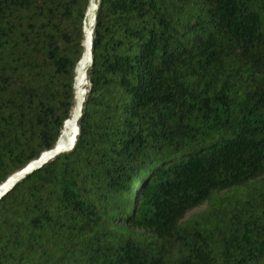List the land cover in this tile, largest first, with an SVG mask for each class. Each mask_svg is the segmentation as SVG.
Segmentation results:
<instances>
[{"label":"trees","instance_id":"obj_1","mask_svg":"<svg viewBox=\"0 0 264 264\" xmlns=\"http://www.w3.org/2000/svg\"><path fill=\"white\" fill-rule=\"evenodd\" d=\"M88 1L0 0V184L71 115ZM90 80L75 151L0 203V264H264V0H103Z\"/></svg>","mask_w":264,"mask_h":264},{"label":"water","instance_id":"obj_2","mask_svg":"<svg viewBox=\"0 0 264 264\" xmlns=\"http://www.w3.org/2000/svg\"><path fill=\"white\" fill-rule=\"evenodd\" d=\"M103 0H89L83 23V54L76 65L74 78V100L70 117L64 124L63 131L50 150L44 151L22 169L10 175L0 184V203L7 198L18 185L40 171L45 165L59 158L62 154L73 153L82 136L81 124L87 109L91 91L90 75L95 67V36L98 27L99 12Z\"/></svg>","mask_w":264,"mask_h":264},{"label":"rangeland","instance_id":"obj_3","mask_svg":"<svg viewBox=\"0 0 264 264\" xmlns=\"http://www.w3.org/2000/svg\"><path fill=\"white\" fill-rule=\"evenodd\" d=\"M206 208H207V204H205V205H203V206H201L199 208L194 209L193 211L189 212L186 215V218H185L184 221L188 220L189 218H191L194 215H199V214L203 213L206 210Z\"/></svg>","mask_w":264,"mask_h":264}]
</instances>
